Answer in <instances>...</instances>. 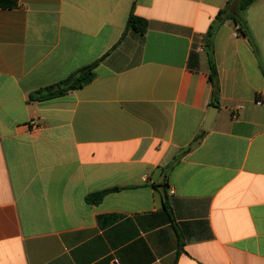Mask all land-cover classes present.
<instances>
[{"label": "crops", "instance_id": "0c3cea01", "mask_svg": "<svg viewBox=\"0 0 264 264\" xmlns=\"http://www.w3.org/2000/svg\"><path fill=\"white\" fill-rule=\"evenodd\" d=\"M239 1L0 0V264H264V0L204 129Z\"/></svg>", "mask_w": 264, "mask_h": 264}, {"label": "trees", "instance_id": "16d2710c", "mask_svg": "<svg viewBox=\"0 0 264 264\" xmlns=\"http://www.w3.org/2000/svg\"><path fill=\"white\" fill-rule=\"evenodd\" d=\"M256 0H240L236 13H231L229 7L222 9L215 20L212 22L210 29L207 33V55L209 63V81L212 84L213 95L211 106L218 108L220 101V88L218 83L217 69L214 61L213 48H212V38L214 36L215 30L222 25L225 21L231 19L237 26L238 31L242 32L244 35H249V29L247 26L246 19L243 17V13L248 9L252 3ZM127 28H133L134 30L143 33L146 30L145 20L135 16L133 13L130 14L128 19ZM100 60L78 70L77 72L71 74L69 77L58 81L57 83L41 88L34 93L30 94L29 99L34 101H45L57 97H62L77 88L83 87L90 83L94 77V69L97 67ZM107 191L99 192L88 197V200L94 202H100Z\"/></svg>", "mask_w": 264, "mask_h": 264}, {"label": "water", "instance_id": "95a60500", "mask_svg": "<svg viewBox=\"0 0 264 264\" xmlns=\"http://www.w3.org/2000/svg\"><path fill=\"white\" fill-rule=\"evenodd\" d=\"M217 111H218V108H217V107H215V106H210V108H209V113H208V117H207V119H206V125H205V127H204L205 130L208 129V128L210 127V124H211L212 120L214 119V117H215Z\"/></svg>", "mask_w": 264, "mask_h": 264}, {"label": "built area", "instance_id": "2783aa9c", "mask_svg": "<svg viewBox=\"0 0 264 264\" xmlns=\"http://www.w3.org/2000/svg\"><path fill=\"white\" fill-rule=\"evenodd\" d=\"M257 103H258V104H261V101H258Z\"/></svg>", "mask_w": 264, "mask_h": 264}]
</instances>
